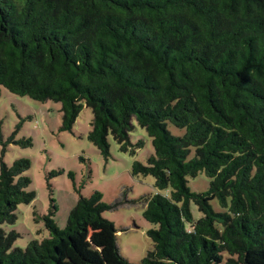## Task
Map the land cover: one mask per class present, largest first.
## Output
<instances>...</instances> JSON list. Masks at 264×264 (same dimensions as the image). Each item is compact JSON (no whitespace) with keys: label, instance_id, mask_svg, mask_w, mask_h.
<instances>
[{"label":"trees","instance_id":"16d2710c","mask_svg":"<svg viewBox=\"0 0 264 264\" xmlns=\"http://www.w3.org/2000/svg\"><path fill=\"white\" fill-rule=\"evenodd\" d=\"M1 87L60 103L62 131L89 107L86 137L105 159L108 136L135 155L144 130L153 153L130 173L163 193L80 195L62 230L50 198L34 213L48 235L11 249L19 234L1 226L35 192L28 159L1 161L0 264H131L102 216L126 203L154 226L139 264H264V0H0ZM199 172L209 185L193 192Z\"/></svg>","mask_w":264,"mask_h":264},{"label":"rangeland","instance_id":"374dc122","mask_svg":"<svg viewBox=\"0 0 264 264\" xmlns=\"http://www.w3.org/2000/svg\"><path fill=\"white\" fill-rule=\"evenodd\" d=\"M61 116L58 102L38 101L14 95L4 87L0 89V163L9 166L16 159H28L30 166L24 173L31 178L29 189L35 192L30 204L18 206L15 222L1 226L7 233L19 234L11 249L24 248L31 240L48 235L43 221L39 217L35 220V215L47 213L50 198L56 206L53 218L62 230L80 195L87 197L99 191L104 202L113 203L124 190L128 200L163 193L154 187L152 176L132 177L130 173L133 161L145 163L146 157L153 153L144 130L137 128L131 136L133 142L139 137L144 141L135 155L120 151L108 136L110 156L105 159L86 137L92 121L89 107L83 106L70 131L60 129ZM168 128L173 134H182L171 125ZM208 185L209 178L204 172L187 178V187L193 192H203ZM141 206L126 203L102 213L119 230L116 234L119 253L131 264H139L151 248L147 231L154 226L143 219ZM212 206L217 209V202L213 201ZM191 211L195 218L200 216L193 204ZM91 230L92 235L96 229ZM91 235L88 246L95 249L97 244Z\"/></svg>","mask_w":264,"mask_h":264},{"label":"crops","instance_id":"0c3cea01","mask_svg":"<svg viewBox=\"0 0 264 264\" xmlns=\"http://www.w3.org/2000/svg\"><path fill=\"white\" fill-rule=\"evenodd\" d=\"M143 208V206H141ZM135 222V221H134Z\"/></svg>","mask_w":264,"mask_h":264}]
</instances>
